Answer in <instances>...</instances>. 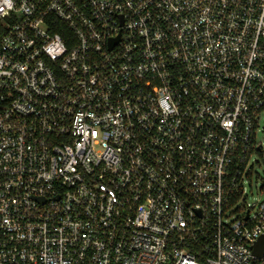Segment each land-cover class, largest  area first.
I'll list each match as a JSON object with an SVG mask.
<instances>
[{
  "label": "built area",
  "instance_id": "obj_1",
  "mask_svg": "<svg viewBox=\"0 0 264 264\" xmlns=\"http://www.w3.org/2000/svg\"><path fill=\"white\" fill-rule=\"evenodd\" d=\"M263 114L264 0H0V264H264Z\"/></svg>",
  "mask_w": 264,
  "mask_h": 264
},
{
  "label": "rangeland",
  "instance_id": "obj_2",
  "mask_svg": "<svg viewBox=\"0 0 264 264\" xmlns=\"http://www.w3.org/2000/svg\"><path fill=\"white\" fill-rule=\"evenodd\" d=\"M264 117V114L262 115ZM257 141L261 143L264 149V131L262 124L257 133ZM251 175L247 176L244 180V194L236 202L234 206L229 209L230 216L239 217L242 213L239 211L241 208L251 207L264 200V191L259 189V186L264 182V156L255 154L250 160Z\"/></svg>",
  "mask_w": 264,
  "mask_h": 264
},
{
  "label": "water",
  "instance_id": "obj_3",
  "mask_svg": "<svg viewBox=\"0 0 264 264\" xmlns=\"http://www.w3.org/2000/svg\"><path fill=\"white\" fill-rule=\"evenodd\" d=\"M264 254V234L261 235L252 245V256L261 258Z\"/></svg>",
  "mask_w": 264,
  "mask_h": 264
}]
</instances>
